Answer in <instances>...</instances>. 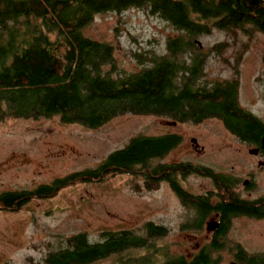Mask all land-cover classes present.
Here are the masks:
<instances>
[{
  "label": "trees",
  "instance_id": "16d2710c",
  "mask_svg": "<svg viewBox=\"0 0 264 264\" xmlns=\"http://www.w3.org/2000/svg\"><path fill=\"white\" fill-rule=\"evenodd\" d=\"M127 8L157 15L176 31L167 37L165 52L148 58L147 51L134 53L137 60H146L147 64L134 71L118 66L112 43L83 33L96 14ZM263 19L264 0H0V122L9 117L57 115L64 123L97 128L125 113L197 121L222 112L243 120L239 132L264 133L263 121L240 106L236 83H225L197 97L181 88L183 83H178V78L175 82L173 73L174 69L184 68L179 63L185 61L186 53L197 52L190 49L193 39L213 29L224 31L228 39L210 45L207 54L225 61V52L232 49L242 58L251 36L249 26L264 31ZM238 34L246 36V42H241ZM179 140L173 134L134 135L95 167L70 172L32 189L0 192V210L18 209L34 197L53 196L77 181H98L108 174L126 171L137 173L142 167L152 172L151 159L167 154ZM160 166L178 170L181 164ZM205 170V174L215 176L210 168ZM176 184V192L201 216L211 210L221 212L225 227L212 242L189 254L170 253L162 246L157 249L155 241L169 229L149 220L141 233L106 229L98 240H90L83 231L73 233L64 238L62 247L48 251L32 264H89L130 248H144L147 254L120 255L115 264H217L213 253L223 247L220 238L224 239L229 218L241 214L264 217V203L236 199L211 205L208 200L182 193ZM157 186L154 182L147 187ZM234 245L238 263L264 264V251L247 253L239 244ZM159 251L163 252L161 260L156 258Z\"/></svg>",
  "mask_w": 264,
  "mask_h": 264
},
{
  "label": "rangeland",
  "instance_id": "374dc122",
  "mask_svg": "<svg viewBox=\"0 0 264 264\" xmlns=\"http://www.w3.org/2000/svg\"><path fill=\"white\" fill-rule=\"evenodd\" d=\"M249 28V45L241 59L244 65L235 64L241 70L238 97L242 106L264 121V103L259 98L261 92L254 77L261 68L258 59L264 52V34ZM83 33L112 43L118 66L134 71L147 65L146 60H137L134 53L147 51L148 58L150 54L165 52L167 37L176 31L157 15L140 8H127L96 14L83 28ZM227 36L224 31L213 29L198 39L207 50L210 45L228 39ZM238 39L246 42L242 34H238ZM231 52L233 50L228 49L224 56L228 58ZM214 58V55L208 57V65L222 75L229 74L232 69ZM228 61L231 63V59ZM166 119L169 120L163 115L125 113L97 128H89L79 123H64L57 115L37 119L6 118L0 122V192L32 189L70 172L95 167L109 152L137 134L180 132L179 143L156 159L166 162L189 157L187 138L191 135L207 145L199 160L215 168L235 148L236 143L215 120L172 127ZM260 175L259 186L252 190V197L264 194V173ZM204 180L191 177L183 185L190 193L212 190L211 184ZM197 218L196 212L182 205L167 184L161 183L157 189L142 187L137 173L108 174L98 181H77L53 196L34 197L18 209L0 210V264L40 261L48 251L62 247L66 236L79 231L85 232L90 240H98L100 232L106 229L141 233L144 222L149 220L169 229L155 241L157 249L162 246L170 253L189 254L208 240L204 232L197 230ZM223 242L224 246L213 253L218 258L217 264H240L234 255V244H239L247 253L263 252L264 218L234 217ZM193 243L198 244L193 247ZM160 253L163 252L159 251L157 260L162 259ZM144 254H147L144 248H130L120 255ZM120 255L112 254L89 264H115Z\"/></svg>",
  "mask_w": 264,
  "mask_h": 264
},
{
  "label": "flooded vegetation",
  "instance_id": "af4514ba",
  "mask_svg": "<svg viewBox=\"0 0 264 264\" xmlns=\"http://www.w3.org/2000/svg\"><path fill=\"white\" fill-rule=\"evenodd\" d=\"M259 31L264 34V31ZM193 41L194 44L191 45L192 48L190 49H195L197 50V52H188L184 55L185 61H183V63H179L181 65H184V68H177L173 70V73L176 74V76L174 77L175 82L178 78V83H183V85L180 86L179 84V86L181 88L183 87L184 90L188 93H195L197 97H202V94L208 91L209 89H220L225 83H229L231 85H233V83H236L237 89L239 91L241 81L239 80L238 75L241 70L240 68L237 69L235 64L241 62L244 65V62L241 61L242 58H238V55L234 54L233 52L228 55V58L227 56L224 58L227 59L225 61L221 59L217 60V57L214 58L219 62L223 61L227 64V67L232 69L230 70L229 74L222 75L220 73L221 71L216 72L215 68H212L211 65H208V57L209 55H213V53L207 54L208 49L205 50V44L203 45L198 38H194ZM259 54L260 53H258V55ZM228 59H231V63H229ZM243 59L245 58L243 57ZM258 63L261 68L258 69L254 77L255 81L259 85V90L261 92V96L259 98L262 99L264 103V52H261V54L259 55ZM177 74H180L181 76H178ZM240 106L245 110H248L252 114V116H255L256 118L262 120V118L252 113L246 107L242 106L241 104ZM207 120H215L217 125L225 131L227 137L231 138L236 143L235 148H233V150H230L229 154L226 156V159L221 162V165H218V167L215 168L206 164L208 163L206 161L205 163L200 161L199 157L205 154L207 145L199 143L197 141L196 136L191 135L187 138V154L189 155V157L181 160H172L168 162L156 160L161 157L152 158L151 160L154 167L152 172L145 171L143 167L139 171H137V174L139 175L141 180V186L149 188L147 186L152 185L154 182H158V186L155 187V189H157L159 188V185L161 183L167 184L174 193V195L179 199L180 203L187 208L193 209L194 212H196L197 216H201V212L191 203H186L185 198L183 200V198L176 192L173 183H177L176 185L177 187H180L182 189V193H184L185 191V193L187 194H192L193 196L208 200V203L211 205H215L220 200L228 202L232 200L236 201V199L246 200L250 202L253 201L255 204L264 203V194H260L258 196L253 197L251 196L252 190L256 189V187L259 186L258 180H260V174L264 173V133H254V131L250 130L248 132H239L238 129L239 126L242 125L243 120L238 119L237 117L229 113L225 116L224 114H222V112L215 114L214 116L212 115L203 117L197 121L192 119L180 121L175 118H169V120L166 119V122L170 123L172 127H176L182 123L199 125ZM231 124L233 125V127L231 126ZM161 134H173L175 136L181 137V133L178 131L169 130ZM162 163H180L181 167L178 170H173L170 167L160 166V164ZM209 168L211 171H213L212 174L215 175L214 177L213 175H207L204 173L206 171L205 169ZM237 168H240L239 171L236 170ZM125 173L133 174L128 171H126ZM160 177L162 179H159ZM191 177H194L195 179L201 178L202 180L206 179L207 182L211 184L213 189L209 191H204L203 193H190L186 190L183 184H186ZM238 216H247L255 219L264 218L243 214L232 216L229 218V223L226 227V231L224 232V238L226 237L230 221L234 217ZM201 217V219L197 220V230L200 232H204V235L208 238L206 243H210L217 235V233L221 232L223 226L225 227V225L222 224L223 218L221 212L211 210L210 212L205 213ZM211 222H215L216 225L214 228L210 229L208 226ZM220 241H224V239L220 238ZM196 244L198 243H193L192 246L195 247ZM199 246L200 245L196 246L195 249H197ZM237 252L238 250L236 249L234 253ZM234 255L237 260L238 255Z\"/></svg>",
  "mask_w": 264,
  "mask_h": 264
},
{
  "label": "water",
  "instance_id": "95a60500",
  "mask_svg": "<svg viewBox=\"0 0 264 264\" xmlns=\"http://www.w3.org/2000/svg\"><path fill=\"white\" fill-rule=\"evenodd\" d=\"M252 1H255V0H252ZM262 23L264 24V19L262 20ZM210 225L208 226L210 229L211 228H214L215 227V225H216V223L215 222H211V223H209Z\"/></svg>",
  "mask_w": 264,
  "mask_h": 264
}]
</instances>
